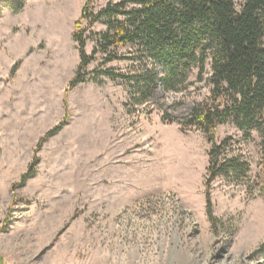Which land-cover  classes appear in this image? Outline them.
<instances>
[{"label":"rangeland","instance_id":"rangeland-1","mask_svg":"<svg viewBox=\"0 0 264 264\" xmlns=\"http://www.w3.org/2000/svg\"><path fill=\"white\" fill-rule=\"evenodd\" d=\"M21 1L19 11L0 5V264H264V250L256 252L264 242L258 132L244 139L233 123L216 128L217 139L238 141L250 168L242 183L214 182L213 227L203 188L207 139L162 119L164 111L181 119L208 96L209 63L201 81L194 70L186 89L157 87L131 112L123 80L93 77L99 53L86 80L65 91L86 0ZM92 48L89 38L85 54ZM102 66L125 74L130 62ZM67 111L61 131L34 152Z\"/></svg>","mask_w":264,"mask_h":264},{"label":"trees","instance_id":"trees-1","mask_svg":"<svg viewBox=\"0 0 264 264\" xmlns=\"http://www.w3.org/2000/svg\"><path fill=\"white\" fill-rule=\"evenodd\" d=\"M95 1L83 2L74 22L72 35L79 62L65 91L86 80V67L99 53L101 62L92 70L93 77L123 80L131 112L146 104L157 87L165 92L183 91L191 83L189 77L194 70L201 81L209 63L208 96L185 117L178 119L164 111L162 119L178 122L182 131L195 127L207 139L203 188L210 225L214 227L217 220L210 200L214 182L223 178L242 183L250 168L235 147L238 141L233 136L215 137L219 125L233 123L244 139L252 130L258 132L263 149L258 185L264 195V0H107L97 9ZM1 4L19 11L23 3L0 0ZM95 24L103 29L91 30ZM89 38L93 48L85 54ZM127 45L134 49L126 55L118 52ZM120 59L130 62L125 74L102 66ZM66 116L68 111L46 130L34 152L62 129ZM31 168L21 175V184L31 177ZM263 247L264 242L256 252Z\"/></svg>","mask_w":264,"mask_h":264},{"label":"crops","instance_id":"crops-1","mask_svg":"<svg viewBox=\"0 0 264 264\" xmlns=\"http://www.w3.org/2000/svg\"><path fill=\"white\" fill-rule=\"evenodd\" d=\"M60 131H61V130H60ZM60 131H59V132H60ZM59 132H57V133H59ZM57 133H56V134H57ZM56 134H54V135H56Z\"/></svg>","mask_w":264,"mask_h":264}]
</instances>
